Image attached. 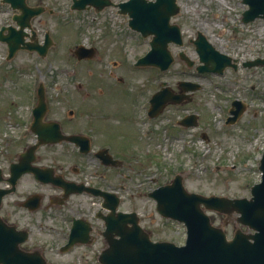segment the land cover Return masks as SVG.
<instances>
[{"label": "rangeland", "instance_id": "obj_1", "mask_svg": "<svg viewBox=\"0 0 264 264\" xmlns=\"http://www.w3.org/2000/svg\"><path fill=\"white\" fill-rule=\"evenodd\" d=\"M48 9L32 19V29L39 42L46 31L53 43L45 56L19 50L9 60L0 43V167L8 165L34 135L27 133L31 108L36 102L35 88L43 83L50 101L48 117L65 118L76 104L93 108L104 119L110 153L124 160L122 168L109 169L105 177L94 175L95 161L87 166L95 185L114 191L120 197L119 210L135 211L143 228L153 240L181 245L185 227L181 222L161 217L155 201L148 196L153 188L169 182L177 173L183 175L188 191L204 195L249 197L251 185L260 180L259 159L264 149V64L243 63L264 57V19L241 22L247 8L241 0H177L180 10L171 18L182 32L183 44L169 43L174 59L166 70L154 66L136 67V60L150 48V36L142 37L128 26V16L108 6L99 12L92 7L71 10V0H26ZM119 2L122 0H113ZM15 10L0 1V26L14 25ZM201 32L220 52L235 59L236 67L219 73H199V62L190 39ZM82 44L94 47L91 59L77 60L73 49ZM183 51L195 65L188 67L178 56ZM115 63V64H114ZM200 84L191 102L169 104L156 117L146 114L148 98L161 82L176 88L178 80ZM85 92L90 94H85ZM241 100L246 108L237 121L226 124L230 103ZM198 115V126L177 125L187 113ZM26 134L25 136H23ZM95 140V139H94ZM95 143H100L96 139ZM40 163L63 167L75 163L70 144L42 147L37 152ZM99 170V169H98ZM97 170V171H98ZM43 194L42 206L33 212L15 207L9 223L29 232L23 248L39 249L50 264H100L97 256L105 243L99 234L103 221L96 217L102 198L86 193L72 194L63 204L49 203L59 189L37 182L31 174L17 182V191L6 197L10 203L27 192ZM215 225L226 217L207 211ZM88 219L94 239L60 252L68 237L72 218ZM234 221L224 225L228 237Z\"/></svg>", "mask_w": 264, "mask_h": 264}, {"label": "water", "instance_id": "obj_2", "mask_svg": "<svg viewBox=\"0 0 264 264\" xmlns=\"http://www.w3.org/2000/svg\"><path fill=\"white\" fill-rule=\"evenodd\" d=\"M7 2L19 13L13 15V20L19 25L3 26L0 29V39L8 43L11 57L18 48L37 50L44 55L51 44L46 33L44 44L39 45L25 42L24 36L30 34L25 27L31 28L32 17L42 13L45 8L41 5L29 6L25 0H2ZM71 9H84L93 6L96 11L108 5L119 7V12L128 14V25L139 31L143 36L152 35L150 50L137 61V65H155L161 70L166 69L173 60L168 49L170 42L182 44L181 31L177 24L170 19L179 12L177 0H126L114 3L112 0H72ZM248 5L242 12V22L251 21L257 17L264 19V0H241ZM7 35L3 36V30ZM32 33L33 30L31 31ZM199 56L200 64L196 66L199 72L222 73L227 66L236 67L232 58L215 49L201 32H197L191 40ZM94 48L78 46L74 53L78 59L93 56ZM179 56L188 66L193 65L183 52ZM264 64V58H256L245 62L244 65ZM179 92L175 93L169 87H163L155 92L151 99L149 115L155 116L162 111L167 103H184L190 101L189 90L199 88V84L190 81H179ZM39 101L34 109L31 130L37 134V142L30 145L18 155L17 161L10 164L11 188L0 189V198L15 189L17 179L26 172H31L41 182L51 183L63 189L62 203L71 193H92L103 198L102 207L108 209L106 214H97L103 219L105 229L101 232L105 246L98 254L100 264H264V151L259 161L258 169L261 179L250 188V197H228L225 195H204L188 191L183 184V176L176 174L167 184L161 185L148 193L155 202L159 214L182 222L186 227L184 245H176L170 241H153L150 233L139 224L135 212L117 210L119 198L115 193L102 191L97 188L84 186L65 180L55 174L51 167L32 165L35 160V149L44 143H56L62 140L81 142L82 136L65 135L61 133L57 123L43 122L46 112L44 90L42 85L38 89ZM264 94V91H263ZM230 108L232 116L227 122L234 123L245 109L239 100H233ZM196 114H189L179 121L184 126L196 125ZM83 141V139H82ZM84 152L88 151V143L84 140ZM106 151V150H105ZM101 156V154H100ZM102 157V156H101ZM104 163L114 164L111 156L106 155ZM117 165V164H114ZM1 169H0V180ZM39 196L30 198V209L39 206ZM26 205V204H25ZM207 210L216 211L226 216L235 214L236 226L230 238L224 229V224L216 226L212 223ZM241 227H245L243 230ZM90 223L83 218H73L68 242L60 248L69 249L76 243L90 242ZM28 238L26 229H17L16 225L6 223L0 217V264H48L37 249L25 250L20 245Z\"/></svg>", "mask_w": 264, "mask_h": 264}, {"label": "flooded vegetation", "instance_id": "obj_3", "mask_svg": "<svg viewBox=\"0 0 264 264\" xmlns=\"http://www.w3.org/2000/svg\"><path fill=\"white\" fill-rule=\"evenodd\" d=\"M4 47L7 49L6 43L5 42H1ZM85 94H90L85 92ZM47 103V113L45 114L43 121L48 122V121H57L59 123L60 129L62 132H65L67 134H83L85 135V137L87 136V140L89 141V151L88 152H83L82 150V145L81 142H77V141H62L60 143H54V144H43L40 145L37 149H36V157H35V164L37 165H43V163H40V155L37 153L39 151L40 148L42 147H47V146H53V145H65V144H70L72 149H73V153H74V159H75V163L73 165L68 166V169L72 172L73 177H70L63 169V167L61 166H55V165H50L53 166L55 168V170L57 172H59V174H61L64 178L68 179V180H72L75 182H83L84 184L88 185V186H95V187H99L101 189V186L95 185L93 180L91 179L92 175H89L87 172V166L89 165V163L91 161H95L97 167H98V171L96 170L94 175H96L97 177H105L108 170L112 169V168H122L124 165V160L121 159L118 156H113V158H117L120 159L122 161L121 165L119 167H112V166H108L105 164L101 163V158H99L96 153L107 148L110 152V145L114 146V144L110 143L108 136H106L105 134V126L104 125V119L101 116V114H94L93 111H91L93 108L91 107H87L85 108L84 104H76L75 108H71L68 109L67 111V115L65 118H55V117H48V113L50 112V109L52 107H50V101H46ZM27 133L30 132L29 127L26 128ZM34 135V138L32 140V142L27 143L26 147L29 144H33L36 141V135L34 133H32ZM26 134H24L23 136H25ZM95 139V140H94ZM96 139L98 141H100V143H95ZM3 171V170H2ZM3 176H5V180L7 179L8 173L7 172H2ZM0 187L1 188H6L9 187V184L7 182H1L0 183ZM17 191V186H16V190L13 192L15 193ZM61 191V189H59V192ZM11 193V194H13ZM36 193V191L34 192H27L25 195H23V197L19 198V199H14L12 203L8 202L6 200V197L10 194L4 195L3 197L0 198V216L6 221L8 219V217H10L13 213L12 209L15 207H20L21 209L27 210L28 208L25 207L23 204L27 201V198L34 196V194ZM60 196H58L59 198ZM43 198V196H42ZM56 198L50 197V200H55ZM27 206H31V203L28 201V203H26Z\"/></svg>", "mask_w": 264, "mask_h": 264}]
</instances>
